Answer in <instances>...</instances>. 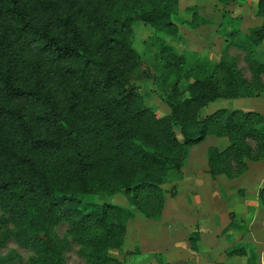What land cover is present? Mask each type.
<instances>
[{
  "label": "trees",
  "instance_id": "trees-1",
  "mask_svg": "<svg viewBox=\"0 0 264 264\" xmlns=\"http://www.w3.org/2000/svg\"><path fill=\"white\" fill-rule=\"evenodd\" d=\"M179 1L0 0V264L18 256L1 254L9 242L33 253L26 264H67L73 243L86 264H121L109 253L122 248L135 213L98 197L122 194L158 222L176 191L163 186L182 180L191 148L209 136L229 144L208 150L212 180L238 178L264 159L263 114L221 109L201 118L219 99L264 94V64L255 59L264 20L249 34L230 33L242 38L233 45L246 52L250 79L232 58L191 63L164 47L156 83L170 114L158 116L139 94L133 24L177 32ZM257 15L264 19V0ZM258 200L264 208V185ZM230 218L224 233L249 232ZM63 225L66 237L57 232ZM199 238H190L196 251ZM227 256L253 263L256 253L237 243Z\"/></svg>",
  "mask_w": 264,
  "mask_h": 264
},
{
  "label": "rangeland",
  "instance_id": "rangeland-1",
  "mask_svg": "<svg viewBox=\"0 0 264 264\" xmlns=\"http://www.w3.org/2000/svg\"><path fill=\"white\" fill-rule=\"evenodd\" d=\"M257 5L258 0H235L226 6L218 0H180L174 17L179 28L177 32L159 31L152 24L136 21L132 28L131 45L140 69L135 73L134 80L146 106L160 117L170 114V108L161 97L162 90L156 83L164 74V47L184 53L191 63L208 62L214 65L222 57L232 58L244 76L250 79L252 74L246 62L247 54L233 45L235 40L241 43L242 38L233 40L231 35L237 32L249 34L262 25L264 19L257 15ZM255 59L264 64V41L255 49ZM55 85H60L58 80ZM221 109L264 115V94L258 98L219 99L202 112L201 118ZM177 135H181L179 129ZM228 145L227 138L212 135L191 148L182 169V180L163 186L168 192H173V188L176 191L174 196L167 194L163 215L158 222L145 219L122 194L112 198L98 197L95 200L98 203L119 206L135 213V217L127 223L122 248L110 251L109 256L121 264H247L245 258L227 256V251L241 241V233H224L229 220L223 213L216 217L209 215L214 208L210 205L213 201L238 198L240 193L243 194L244 190H240L243 186H251V189L253 186H263L264 159L260 162L249 161L248 172L238 178L228 179L222 175L212 182L208 173V150L217 147L222 151ZM185 177H188L187 186L183 183ZM197 180L202 182L201 185L193 186ZM57 232L61 237L67 236L64 225ZM196 233L200 236L197 251L190 243L191 236ZM259 247L256 244V251ZM78 251L79 246L71 244L65 252L67 264H86ZM13 252L18 256L9 264H26L33 256L30 250L14 242L6 244L1 254L6 256Z\"/></svg>",
  "mask_w": 264,
  "mask_h": 264
},
{
  "label": "crops",
  "instance_id": "crops-1",
  "mask_svg": "<svg viewBox=\"0 0 264 264\" xmlns=\"http://www.w3.org/2000/svg\"><path fill=\"white\" fill-rule=\"evenodd\" d=\"M188 177H185L183 183L187 186ZM210 181H214L210 179ZM201 181L193 182V186L201 185ZM231 187V186H228ZM261 186H243L240 190H244L243 194L240 193L239 197L236 199L228 200H218L216 203L210 207H214L209 215L218 216L220 213L228 218L229 223L231 221L230 214L235 215V220L245 223L248 226L249 232L242 236L240 235V242L245 243L255 249L256 260L251 263L249 256L246 257H231L233 259L245 258L247 264H264V208L260 205L258 200V193ZM256 244L260 245L258 251H256Z\"/></svg>",
  "mask_w": 264,
  "mask_h": 264
}]
</instances>
